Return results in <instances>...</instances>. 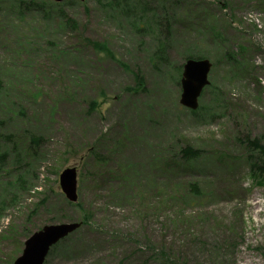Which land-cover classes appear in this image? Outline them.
I'll return each mask as SVG.
<instances>
[{
  "label": "rangeland",
  "instance_id": "obj_1",
  "mask_svg": "<svg viewBox=\"0 0 264 264\" xmlns=\"http://www.w3.org/2000/svg\"><path fill=\"white\" fill-rule=\"evenodd\" d=\"M37 1L0 0V264L69 221L44 264H264V0ZM191 54L213 62L197 114Z\"/></svg>",
  "mask_w": 264,
  "mask_h": 264
},
{
  "label": "water",
  "instance_id": "obj_2",
  "mask_svg": "<svg viewBox=\"0 0 264 264\" xmlns=\"http://www.w3.org/2000/svg\"><path fill=\"white\" fill-rule=\"evenodd\" d=\"M61 2L64 0H55ZM213 63L209 58L189 57L183 66L181 78L182 93L180 103L196 110L200 106V97L204 88L210 85L209 78ZM78 169L68 166L60 174V186L70 201L78 200ZM81 223L70 221L48 224L32 232L24 242V248L14 264H44L51 248L68 237Z\"/></svg>",
  "mask_w": 264,
  "mask_h": 264
},
{
  "label": "trees",
  "instance_id": "obj_3",
  "mask_svg": "<svg viewBox=\"0 0 264 264\" xmlns=\"http://www.w3.org/2000/svg\"><path fill=\"white\" fill-rule=\"evenodd\" d=\"M38 4V1L37 0H22V5L23 6H36ZM59 4V3H57ZM49 8L47 6H44V11H47L48 12ZM18 13H20V10H17ZM61 16L64 17V13L61 14ZM106 43H101L100 41H96L94 42V45L97 47V49H101V50H106L105 49V45ZM244 54L246 53V47H243L242 48V51H244ZM242 54V56L244 55ZM187 57H202L201 55H195V54H191V55H187ZM229 58H233L231 57V55L229 54ZM235 59V58H234ZM237 60V59H236ZM138 77V76H137ZM206 90V89H205ZM204 90V92H205ZM203 92V93H204ZM193 112H195L196 114L199 113L201 111V106H199L198 109L196 110H191ZM4 138H2V135L0 134V143L1 141L3 140ZM39 137L38 136H35L33 135V143H37ZM6 141V139H4ZM248 140V145L250 147L253 148V150L257 151V156H255L254 159H252V167L251 170L253 172V174L255 176H258V177H261L264 179V144H262V142L258 139H249V137L247 138ZM184 155L186 156V159H194L196 157L199 156L200 154V151L198 149H194L193 147L191 146H187L185 147L184 149ZM7 149H4V147H2L0 145V168L2 167V165L5 164V162L7 161ZM24 175L20 176L18 179L21 180L22 182L24 181ZM23 178V179H22ZM192 188L194 189L195 192H199L198 191V186L197 184L193 183L191 184ZM79 206H81V203L79 202L78 203ZM75 222H78V221H75ZM58 246V245H57Z\"/></svg>",
  "mask_w": 264,
  "mask_h": 264
}]
</instances>
